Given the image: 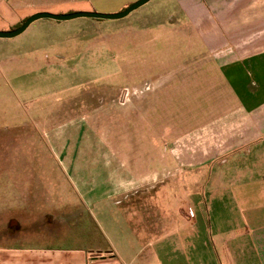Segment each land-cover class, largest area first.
<instances>
[{
  "label": "rangeland",
  "instance_id": "1",
  "mask_svg": "<svg viewBox=\"0 0 264 264\" xmlns=\"http://www.w3.org/2000/svg\"><path fill=\"white\" fill-rule=\"evenodd\" d=\"M204 5L206 17L215 20ZM203 9L149 0L119 19L43 18L17 36L0 38L17 41L0 48V245L19 241L21 219L38 211V232L29 225L23 232L29 242L78 243L83 232L94 240L86 189L96 197L111 192L106 176L119 177L121 169L130 174L134 155L153 146L157 161L168 152L179 166L157 167V175L180 168L195 174L197 152L209 143L226 146L228 126L242 138L243 114L217 71L220 54L205 51L199 37L198 28L210 24L195 22ZM120 10L101 4L85 11ZM149 107H155V119ZM163 188L155 191L168 192ZM108 199L113 210L135 202L114 194ZM50 217L64 220L54 223L56 235L48 233ZM67 232L75 238L62 237Z\"/></svg>",
  "mask_w": 264,
  "mask_h": 264
},
{
  "label": "crops",
  "instance_id": "2",
  "mask_svg": "<svg viewBox=\"0 0 264 264\" xmlns=\"http://www.w3.org/2000/svg\"><path fill=\"white\" fill-rule=\"evenodd\" d=\"M130 1L0 0V30L36 11L89 10L101 4L123 9ZM177 2L185 11L190 6L204 8L195 22L210 24L198 28L199 37L205 51L220 54L217 71L243 114L242 138L237 139L236 128L228 126L226 146L209 143L197 152L191 163L199 170L195 174L180 168L176 174L157 175V167L179 166L168 152L157 161L156 149L148 146L146 155H134L135 169L128 168L130 174L121 169L119 177L106 176L111 192L96 197L94 189H86L92 195L86 213L98 231L96 239L83 232L78 243L68 239L60 244L31 243L23 232L29 225L37 233L43 224L35 217L43 211L33 212L19 223V241L0 245V264H264V0ZM205 3L213 9L215 20L206 17ZM12 40L0 41V48L14 46L17 41ZM148 110L155 119V107ZM211 132L221 135L220 128L218 134L215 129ZM137 148L143 152V146ZM102 152L97 154L105 167ZM161 184L168 192L155 191ZM113 194L135 202L131 208L110 209L107 200ZM45 222L48 233L56 235V225L64 220L50 217ZM12 226L11 221L10 230ZM67 234L62 237L75 238Z\"/></svg>",
  "mask_w": 264,
  "mask_h": 264
},
{
  "label": "water",
  "instance_id": "3",
  "mask_svg": "<svg viewBox=\"0 0 264 264\" xmlns=\"http://www.w3.org/2000/svg\"><path fill=\"white\" fill-rule=\"evenodd\" d=\"M148 1L149 0H135L126 7H124L122 10L112 13H103V12L85 11V10H76V11L61 12V13H55L49 11H36L28 15L26 18H24L17 27L13 29L0 30V38H12L14 36H17L20 33H22L32 22L43 18L51 19L54 21H66L78 17H89L95 19H109V20L119 19L128 15L130 12L137 9L138 7H140L141 5L145 4Z\"/></svg>",
  "mask_w": 264,
  "mask_h": 264
},
{
  "label": "trees",
  "instance_id": "4",
  "mask_svg": "<svg viewBox=\"0 0 264 264\" xmlns=\"http://www.w3.org/2000/svg\"><path fill=\"white\" fill-rule=\"evenodd\" d=\"M19 23H16L15 25L11 26L10 29H13V28L17 27L19 25Z\"/></svg>",
  "mask_w": 264,
  "mask_h": 264
},
{
  "label": "flooded vegetation",
  "instance_id": "5",
  "mask_svg": "<svg viewBox=\"0 0 264 264\" xmlns=\"http://www.w3.org/2000/svg\"><path fill=\"white\" fill-rule=\"evenodd\" d=\"M11 222V221H10ZM11 225V224H10Z\"/></svg>",
  "mask_w": 264,
  "mask_h": 264
}]
</instances>
